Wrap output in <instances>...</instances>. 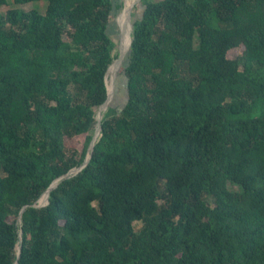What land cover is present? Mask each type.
<instances>
[{"label":"trees","instance_id":"1","mask_svg":"<svg viewBox=\"0 0 264 264\" xmlns=\"http://www.w3.org/2000/svg\"><path fill=\"white\" fill-rule=\"evenodd\" d=\"M9 1L0 264H264V0H140L119 108L114 0Z\"/></svg>","mask_w":264,"mask_h":264},{"label":"rangeland","instance_id":"2","mask_svg":"<svg viewBox=\"0 0 264 264\" xmlns=\"http://www.w3.org/2000/svg\"><path fill=\"white\" fill-rule=\"evenodd\" d=\"M114 3L118 4L119 7L117 8L115 7L116 10L109 22V25L107 27V32L113 41V46H112L113 58L110 64H112L114 61H117V66L112 75H109L106 72L105 83L107 90L109 92V99L107 101V105L113 104L117 108H119L123 104L122 98L124 96L123 78L120 74V68L124 62L125 54L127 52L128 41L130 38L131 23L139 13L141 4H140V0H114ZM11 8H19V10L22 11L37 9L39 12H42L43 2L37 1L34 3H28L20 6H13L10 3V1L7 0L6 5L0 8V12L4 13L6 10ZM123 11H124V16H125V11H127L126 13H127L128 24H126L124 27H121L119 21L121 19V13H123ZM236 54L237 52L233 51L230 52L229 56L234 57ZM99 107L100 105L96 107L95 115L99 110ZM82 140H83V136H76L73 138L65 139L64 146L66 149H79L81 147ZM46 203L44 205H46ZM36 205L40 207L39 203ZM9 220L11 221L12 217ZM133 228L134 230H136L138 228V225L134 224Z\"/></svg>","mask_w":264,"mask_h":264},{"label":"water","instance_id":"3","mask_svg":"<svg viewBox=\"0 0 264 264\" xmlns=\"http://www.w3.org/2000/svg\"><path fill=\"white\" fill-rule=\"evenodd\" d=\"M129 43H130V38H129V41H128V46H129ZM128 46H127V49H128ZM108 67H109V65H108ZM108 67L106 68V71H105V74H104V82H105V76H106V72L108 70ZM105 88H106V98H105V100L103 101V103L101 105H106L107 104V101L109 99V92L107 90L106 83H105ZM95 120H96V124H97V132H98L99 131V128H100L99 125H98V120L99 119L97 117H95ZM95 131H96V128H95ZM95 131H94V134H95ZM94 134H93L92 139H91V141H90V143H89V145L87 147V155H86L85 159L83 160L82 164L78 168H75V169L70 170L64 176V178H68L70 175H73V174L77 173L80 169H82L85 166V164L87 163V161H88V159L90 157V152H91V149H92V146H93V142H94V140H93L94 139ZM56 185H57V183L56 182H53V183H51L48 186V188L45 190L47 196H48L49 190L52 189V188H54V187H56ZM47 199H48V197H47ZM20 214H21V212H20ZM18 252H19V246L17 248L16 255H18ZM12 264H16V261H14Z\"/></svg>","mask_w":264,"mask_h":264},{"label":"crops","instance_id":"4","mask_svg":"<svg viewBox=\"0 0 264 264\" xmlns=\"http://www.w3.org/2000/svg\"><path fill=\"white\" fill-rule=\"evenodd\" d=\"M127 11H125V16H124V11H123V13H121V19H120V25H121V27H124L126 24H128V22H127V13H126ZM125 23V24H124ZM124 33V32H123Z\"/></svg>","mask_w":264,"mask_h":264}]
</instances>
